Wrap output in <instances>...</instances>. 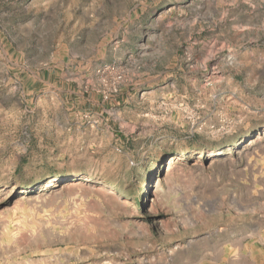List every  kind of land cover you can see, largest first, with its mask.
<instances>
[{
  "label": "rangeland",
  "instance_id": "rangeland-1",
  "mask_svg": "<svg viewBox=\"0 0 264 264\" xmlns=\"http://www.w3.org/2000/svg\"><path fill=\"white\" fill-rule=\"evenodd\" d=\"M0 264H264V0H0Z\"/></svg>",
  "mask_w": 264,
  "mask_h": 264
},
{
  "label": "bare ground",
  "instance_id": "bare-ground-1",
  "mask_svg": "<svg viewBox=\"0 0 264 264\" xmlns=\"http://www.w3.org/2000/svg\"><path fill=\"white\" fill-rule=\"evenodd\" d=\"M72 184H73V182H72ZM75 184V183H74ZM110 194H112V192H110Z\"/></svg>",
  "mask_w": 264,
  "mask_h": 264
}]
</instances>
